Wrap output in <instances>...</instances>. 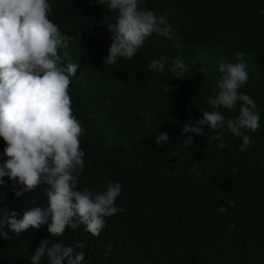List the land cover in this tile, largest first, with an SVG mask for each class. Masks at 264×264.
Returning a JSON list of instances; mask_svg holds the SVG:
<instances>
[{
	"label": "trees",
	"instance_id": "1",
	"mask_svg": "<svg viewBox=\"0 0 264 264\" xmlns=\"http://www.w3.org/2000/svg\"><path fill=\"white\" fill-rule=\"evenodd\" d=\"M48 2L49 19L69 37L59 50L62 60L78 64L69 88L73 114L86 130L78 188L102 192L119 182L115 204L124 211L105 217L99 236L82 224L52 238L47 224L19 235L5 225L10 239L0 237V264H30L43 239L85 243L79 250L83 264H264V0H144L157 15L168 14L177 39L154 33L131 60L119 58L114 65H103L111 39L99 21L116 13L92 0ZM237 51L247 54L249 66L248 83L239 91L259 108L251 146L241 152V139L227 131L224 149L194 134L195 143L184 146L181 129L202 111L239 114V103L229 111L207 102L219 58L234 63ZM201 54L213 65L203 68ZM160 56L167 61L163 74L147 67ZM177 58L188 68L182 78L170 71ZM160 133L169 139L157 145ZM5 146L0 138V157ZM2 179L0 216L15 211L20 219L45 205V185L17 197L21 185Z\"/></svg>",
	"mask_w": 264,
	"mask_h": 264
},
{
	"label": "clouds",
	"instance_id": "2",
	"mask_svg": "<svg viewBox=\"0 0 264 264\" xmlns=\"http://www.w3.org/2000/svg\"><path fill=\"white\" fill-rule=\"evenodd\" d=\"M143 2L92 0L116 13L99 21L101 26L107 25L111 39L103 65H114L119 58L131 60L154 33L177 39L168 14L157 15ZM51 8L48 0H0V138L6 144L0 157V185L4 177L21 185L17 197L45 185L47 198L43 207L29 208L20 219L15 211L0 216V237L4 239H10L5 225L19 235L47 224L52 238L62 237L67 228L75 230L82 224L91 235L99 236L106 226L105 217L124 211L115 204L121 195L119 182L108 183L102 192L78 188L85 168L80 137L86 130L73 114L69 95L70 77L77 74L78 64L62 60L59 50L67 47L69 37L49 19ZM246 55L237 51L234 63L227 57L219 58L214 96L207 101L214 109L229 111L239 103V114L225 118L219 110L202 111L195 123H185L181 129V136L186 137L184 146L195 143L194 134L219 141L216 147L224 149L228 146L225 131L241 139V152L251 146L250 133L260 128V115L254 98L239 91L249 80ZM166 63V58L160 56L147 67L163 74ZM187 70L181 59L172 61L173 77L182 78ZM205 129L215 134L208 136ZM168 139L166 133H160L155 142L165 144ZM32 203L36 204L34 200ZM84 247L83 242L65 246L63 240L43 239L31 255L30 264H41L44 257L48 264H83L85 253L79 250Z\"/></svg>",
	"mask_w": 264,
	"mask_h": 264
},
{
	"label": "rangeland",
	"instance_id": "3",
	"mask_svg": "<svg viewBox=\"0 0 264 264\" xmlns=\"http://www.w3.org/2000/svg\"><path fill=\"white\" fill-rule=\"evenodd\" d=\"M199 62L201 66L205 69L213 65V61L208 54L199 55Z\"/></svg>",
	"mask_w": 264,
	"mask_h": 264
}]
</instances>
